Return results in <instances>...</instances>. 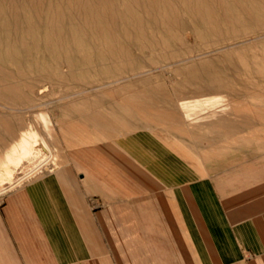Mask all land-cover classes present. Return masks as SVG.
<instances>
[{
    "label": "crops",
    "instance_id": "crops-1",
    "mask_svg": "<svg viewBox=\"0 0 264 264\" xmlns=\"http://www.w3.org/2000/svg\"><path fill=\"white\" fill-rule=\"evenodd\" d=\"M139 85L57 106L56 166L0 201V264H264V101L189 113Z\"/></svg>",
    "mask_w": 264,
    "mask_h": 264
},
{
    "label": "rangeland",
    "instance_id": "rangeland-1",
    "mask_svg": "<svg viewBox=\"0 0 264 264\" xmlns=\"http://www.w3.org/2000/svg\"><path fill=\"white\" fill-rule=\"evenodd\" d=\"M126 83L171 100L208 97L224 114L237 100L262 109L264 0H0V114L48 145L0 167V201L56 166L40 149L51 151L63 100Z\"/></svg>",
    "mask_w": 264,
    "mask_h": 264
},
{
    "label": "bare ground",
    "instance_id": "bare-ground-1",
    "mask_svg": "<svg viewBox=\"0 0 264 264\" xmlns=\"http://www.w3.org/2000/svg\"><path fill=\"white\" fill-rule=\"evenodd\" d=\"M115 6V5H114ZM76 7V6H75ZM105 8V7H104ZM244 10V9H243ZM34 11H36V10H34ZM36 13V12H35ZM79 13V12H78ZM109 13V12H108ZM223 14V13H222ZM129 16V15H128ZM71 34V33H70ZM60 37H61V35H60ZM230 47V46H229ZM220 56V55H219ZM221 57V56H220ZM176 63V62H175ZM261 65V64H260ZM224 69V68H223ZM161 70V69H160ZM193 75V74H192ZM5 77V76H4ZM214 80V79H213ZM18 81V80H17ZM198 82V81H197ZM216 82V81H215ZM211 83H213V82H211ZM187 84V83H186ZM219 86H221V85H219ZM11 87V86H10ZM3 88V87H2ZM31 88V87H30ZM183 88V87H182ZM227 88V87H226ZM225 88V89H226ZM186 90V89H185ZM189 90V89H188ZM193 90V89H192ZM198 90H200V88L199 89H197V91ZM217 90V89H216ZM19 91V90H18ZM179 91H180V89H179ZM20 92V91H19ZM188 92V91H187ZM120 93V92H119ZM189 93V92H188ZM202 93V92H201ZM204 93V92H203ZM43 94V93H42ZM110 94V93H109ZM134 94H136L137 95V93H134ZM147 94V93H146ZM208 94V93H207ZM114 95V94H113ZM143 96H144V94H142ZM191 95V94H190ZM42 96V95H41ZM110 96V95H109ZM109 96H107V97H109ZM135 96V95H134ZM133 96V97H134ZM178 96V95H177ZM179 96H181V95H179ZM178 96V97H179ZM202 96V95H201ZM132 97V96H131ZM130 97V98H131ZM136 97H139V96H136ZM146 97V96H145ZM171 97V96H170ZM173 97V96H172ZM177 97V98H178ZM186 97V96H185ZM188 97H190V96H188ZM187 97V98H188ZM193 96H191L190 98H192ZM199 97V96H198ZM218 98V97H221L220 95L219 96H217V95H214L213 96V98ZM2 98V97H1ZM168 98V97H167ZM174 98V97H173ZM176 98V97H175ZM202 98V97H201ZM201 98H199V99H201ZM207 99H208V97H206ZM212 98V99H213ZM225 98H226V96H225ZM134 99H136L135 97H134ZM138 99V98H137ZM195 99V98H194ZM198 99V100H199ZM204 99V100H203ZM226 99H228V98H226ZM25 100V99H24ZM126 100V99H125ZM128 100V99H127ZM130 100H132V99H130ZM180 100V99H179ZM184 100V99H183ZM190 100V99H189ZM189 100L188 101H182V102H180V108L184 111V109H186L189 113H191L190 111H192L193 109H194V106H198L199 105V102L200 101H205L206 99L205 98H202L201 100H193L192 102L190 101L189 102ZM26 101V100H25ZM153 101V100H152ZM151 101V102H152ZM208 102H209V100H207ZM127 102H129V101H127ZM149 102V101H148ZM171 102H173V101H171ZM176 103H177V99H176V101H175ZM130 103V102H129ZM154 103V102H153ZM198 103V104H197ZM125 104V103H124ZM144 104V103H143ZM145 105V104H144ZM175 105V104H174ZM178 105V106H179ZM2 106V105H1ZM3 107H4V105H3ZM209 107V106H208ZM6 108V107H5ZM193 108V109H192ZM192 109V110H191ZM226 109V108H225ZM224 108L223 109H220L219 111H222V110H225ZM228 109V108H227ZM226 109V110H227ZM229 110V109H228ZM182 111V112H183ZM8 112V111H7ZM168 112V111H167ZM167 112H165V113H167ZM181 112V111H180ZM185 112V111H184ZM223 112V111H222ZM11 113V112H10ZM41 114H43L42 116H40V114H38L39 116V119L40 118H42L43 116H45L44 115V113H42V112H40ZM170 113V112H169ZM221 113V112H220ZM229 113V112H228ZM15 114V113H14ZM2 115V114H0V149H2V147H4V149L3 150H0V167H10V166H19L20 164H21V162L25 159V158H27L28 156H31L32 155V153L33 152H35L36 151V147H35V144L34 143H36V141L37 140H40V141H42L45 145H46V147H48V145H47V143L43 140V138L41 137V136H39L38 134H37V136H35L34 134H33V132H32V129H33V127L31 126V125H29V126H27L25 129H21L20 127V130L19 131H17V129H16V124H15V120L13 119V118H15V115ZM186 114V113H185ZM184 114V115H185ZM150 115V114H149ZM169 115V114H168ZM170 115H171V113H170ZM173 115H174V113H173ZM183 115V114H182ZM183 115V116H184ZM190 115V117H191V114H189ZM17 116V115H16ZM47 116V115H46ZM151 116V115H150ZM186 116H188L187 114H186ZM18 117V116H17ZM157 117V116H156ZM159 117V116H158ZM163 117V116H162ZM179 117V116H178ZM185 117V116H184ZM19 118V117H18ZM20 118H22L21 116H20ZM45 118V117H44ZM48 118V117H47ZM168 119H169V117H167ZM16 119V118H15ZM180 119V118H179ZM184 119V118H183ZM191 119V118H190ZM43 120V118L41 119V120H39L38 122L40 123L41 121ZM47 120V119H46ZM172 120V119H171ZM178 120V119H177ZM181 120V119H180ZM16 121H17V119H16ZM45 121V120H44ZM170 121V120H169ZM19 122V121H18ZM166 122H167V120H166ZM171 122V121H170ZM173 123H174V121H172ZM25 123V122H24ZM40 124H44L43 125V127H46V125H45V122H41ZM47 124H49V123H47ZM166 124V123H165ZM42 125H40V126H42ZM174 125L176 126V124L174 123ZM178 125V124H177ZM18 126V125H17ZM48 126V125H47ZM174 126V127H175ZM177 127V126H176ZM42 128V127H41ZM40 128V129H41ZM48 128H49V126H48ZM47 128V129H48ZM46 128H44L43 130H41V131H43V132H49V130H45ZM34 130V129H33ZM177 131V130H176ZM47 132V133H48ZM35 133V132H34ZM46 133V134H47ZM49 134V133H48ZM46 137H47V135H46ZM36 153V152H35ZM49 167V166H48ZM47 168V167H46ZM38 171V170H37ZM34 172V171H33ZM32 172V173H33ZM31 172H29V173H27V174H29L30 176L32 175V173L30 174ZM27 174L25 175V176H27ZM2 176H4V173L3 172H1V170H0V177H2ZM24 178V177H23ZM28 178H29V176H28ZM10 189V188H9ZM4 192V191H3Z\"/></svg>",
    "mask_w": 264,
    "mask_h": 264
},
{
    "label": "built area",
    "instance_id": "built-area-1",
    "mask_svg": "<svg viewBox=\"0 0 264 264\" xmlns=\"http://www.w3.org/2000/svg\"><path fill=\"white\" fill-rule=\"evenodd\" d=\"M51 168L49 169V172L52 171L54 169L53 167V163L50 164Z\"/></svg>",
    "mask_w": 264,
    "mask_h": 264
}]
</instances>
